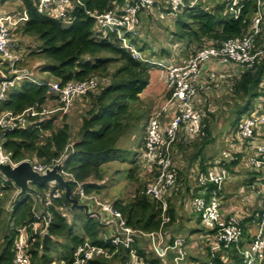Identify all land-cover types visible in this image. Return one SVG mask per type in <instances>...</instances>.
Returning a JSON list of instances; mask_svg holds the SVG:
<instances>
[{
    "label": "trees",
    "instance_id": "trees-1",
    "mask_svg": "<svg viewBox=\"0 0 264 264\" xmlns=\"http://www.w3.org/2000/svg\"><path fill=\"white\" fill-rule=\"evenodd\" d=\"M158 1L170 9L166 0ZM20 2L22 5H19L20 10L22 8L26 10L27 20L16 32L22 36L34 37L38 42L37 50L31 52L29 57L47 64L45 72L48 73L49 79L56 81L60 87L90 79L96 80L99 84L106 80V83L99 86L97 93H88L83 97L89 108L81 118L76 140L70 142L67 124L58 127L57 117H49L26 128L5 132L1 141L2 149L14 162L28 160L33 165L44 167H50L55 161L64 158V171L73 176L84 194H100L103 189L100 185L103 177L101 167L112 159L116 151L114 144L117 138L129 128L133 116L132 105L139 101L140 94L148 85L150 67L134 60L129 53L120 49L115 35L108 33L100 38V34L95 32V21L88 17L86 11L102 14L115 5L123 6L127 0H80L81 5L74 6L66 21L38 15L35 0ZM262 9L264 12V6ZM256 12L255 3H247L240 17L233 19L226 11L225 0H204L191 8L182 9L177 14H181L186 20L179 23L180 29L176 40L184 41L187 50L192 48L193 52L190 55L199 49L220 46L229 40H240L251 33ZM174 19L173 23L177 24V18ZM64 23L68 26L65 27ZM260 25L261 30L254 38L255 48L264 47V13ZM139 39L140 35L134 43L139 51H143L146 47L137 44ZM228 65L238 72L237 77L232 78L233 84L230 85L233 94L245 98L239 114L248 116L252 101L256 99L264 101V55L258 56L250 67ZM58 100L57 96L48 92L47 87L23 81L19 86L9 90L6 99L1 103V111L18 114L32 106L41 110L48 104L58 105ZM239 119L240 117L235 120V125ZM68 146L72 150L71 153ZM140 148L142 154L143 143ZM133 164L138 166L130 170L131 181L136 174L135 170L137 168L141 170L138 161L135 160ZM199 169L198 171L206 170L202 166ZM178 178L179 171L176 182ZM76 183L70 182L69 185L72 195L78 200V196L74 194ZM143 188L138 187L130 199L116 200L112 205L120 212L129 228L142 233L155 232L161 224L160 211L155 201L141 194ZM0 189L4 193L0 201L2 226L5 225L6 214L10 213L0 239V264H14L13 243L17 230L39 222L34 217L36 207L41 208L40 213L49 214V223L39 228L43 231L41 234H34L31 227H27L26 255L30 264H54V260L60 264L70 263L73 261V254L85 242L106 249L108 254L116 252L109 258L103 255L92 257L85 264L128 263V249L106 244L103 240L105 236L110 235L109 231L95 218L86 219L74 213L71 214L73 218L70 222L66 211L69 204L64 200L60 188L54 189L60 195L58 198H52L47 207L44 206L47 194L45 185L34 186L35 196L27 195L20 199L14 198L13 193L16 189L11 183L0 185ZM7 201H11L12 208L5 212L4 204ZM168 214L170 222L165 225V231L176 220L175 210L169 199ZM167 235L171 243L175 237L170 236L168 232ZM61 241L66 244V254L57 248ZM142 244L143 242L138 239L133 248L143 264H171V256L166 263L149 249L147 243L146 246ZM219 255L213 258L212 264H223ZM230 257L236 264L239 263L237 255L233 252Z\"/></svg>",
    "mask_w": 264,
    "mask_h": 264
},
{
    "label": "built area",
    "instance_id": "built-area-1",
    "mask_svg": "<svg viewBox=\"0 0 264 264\" xmlns=\"http://www.w3.org/2000/svg\"><path fill=\"white\" fill-rule=\"evenodd\" d=\"M203 1L166 0L170 6L168 9L164 3L158 0H127L123 6L115 5L102 14L86 11L88 17L95 21V32L100 34V38L105 37L108 33L115 35L119 48L129 53L134 60L149 66H156L166 75L169 81V101L175 102L174 114L168 119L165 128L161 124L162 117L167 114L165 107L161 109L158 116L149 118L145 130L144 152L139 156L140 164L144 163V166L151 168L153 172V179L151 182H147L141 194L158 204L161 224L157 231L142 233L129 228L120 212L111 203L100 200L93 194H84L72 175L66 173L63 168L59 170L65 180H68L69 183H76L74 194L78 196V202L82 200L93 202L94 211L108 214L116 222L115 232L105 236L103 241L116 248L128 249L127 264H143L133 248L138 239L144 240L160 260L167 263L168 257L171 256V264H212L213 258L218 254L222 260L226 259L232 264H236L235 260L230 257L232 252L237 255V260L239 259L237 264H264V208L243 217L230 214L224 205V185L228 179L229 167L238 158L232 151L223 152L221 159L213 167L197 171L195 174L196 188L192 195L191 208L206 231L204 235L206 239L205 253L209 260L207 262H189L186 238L177 236L170 243L164 228L170 222L168 199L177 180V168L171 156L172 148L179 136L192 141L204 135L203 111L198 105V79L203 65L215 62L245 68L250 67L258 56L264 55V47L255 48L256 43H254L255 36L261 30L264 0H225L226 11L233 19L240 17L245 4L255 3L257 6L252 31L240 40H229L221 43L220 46L199 49L188 59L173 65L157 62L139 51L134 41L140 35L141 12L155 9L161 20H165V17L173 19L182 9L191 8ZM3 2L4 0H0V165L8 164L14 167L21 161L14 162L2 149L3 134L37 124L43 118L57 117V120L61 119L62 116L69 113L77 98L98 90L99 82L90 79L81 83L71 82L60 87L56 82L37 79L35 73L38 69L34 71L32 67L22 66L24 53L16 50L13 40L16 30L26 22L27 12L23 8L17 14L8 12L3 8ZM75 5H81L80 0H35L38 15L64 21ZM208 77L214 81L216 75L210 73ZM23 81L47 87L51 95L59 98L58 105L48 104L41 110L32 106L18 114L1 111V103L6 99L9 90L19 86ZM249 114L237 124L234 139L250 145V141L257 136L258 129L264 127V101L261 100L255 105ZM251 153L244 159V165L259 175L264 173V142L256 145ZM58 162L59 160L54 164ZM29 163L38 173L46 168L42 165H33L30 161ZM6 183L10 182L0 173V185L5 186ZM248 189L258 193L254 186H248ZM15 193L16 191L13 193L14 197ZM3 194L0 189V201ZM59 195L60 193L55 190L49 191L44 199V206H49L51 199L58 198ZM11 208V201H7L4 209L9 211ZM34 214L35 219L39 222L20 227L17 230L13 243L14 264H30L26 255L27 227H31L34 234H41L43 231L39 228L42 225L45 227L49 223L48 213ZM115 253L108 254L106 249L85 242L73 254V261L61 264H85L92 257L103 255L109 258Z\"/></svg>",
    "mask_w": 264,
    "mask_h": 264
},
{
    "label": "rangeland",
    "instance_id": "rangeland-1",
    "mask_svg": "<svg viewBox=\"0 0 264 264\" xmlns=\"http://www.w3.org/2000/svg\"><path fill=\"white\" fill-rule=\"evenodd\" d=\"M21 4L20 0H4L3 2V8L4 10L8 12H13L15 14L20 13V7ZM151 13L152 15H148L142 22L143 25V35L144 39L147 40L144 44H146V51L151 54L152 46L155 47L156 57L165 58L167 56H172L169 61L176 62L173 60V57H178L185 55H190L193 50L192 48L187 50L186 44L183 43L184 41L180 42L176 40L177 32L180 29V24L184 22L186 19H184L181 14L177 15V24L173 23L175 19H171L168 17H165V20H160L158 17V13L155 12V9H147L145 10V13ZM264 13V12H263ZM177 14V13H176ZM170 17V16H169ZM64 26L67 27L68 24L64 23ZM13 40L16 45V50L21 51L24 53L23 55V62L22 66L31 68L36 71V78L42 81L47 82H56L53 79H49L48 73L44 74L46 63L42 61L41 64L37 67H33L35 65V61L33 58L29 57V54L33 51L37 50L38 42L34 39V37H26L20 35L19 32H15L13 35ZM139 44V41L137 43ZM151 50V51H150ZM164 52V55L160 53ZM168 53H167V52ZM158 59V58H156ZM173 65V64H171ZM151 70L159 69L156 66L150 65L149 66ZM160 70V69H159ZM164 79L162 81H165V84L168 88L169 81L166 78V75H164ZM216 86V84H209V100L205 101V107L207 106V102H209L210 105L214 106V109H211V111H205L203 112L202 120L204 122V127L207 128V132L202 137H197L194 140L190 142V140L183 142L179 145V148L176 152L175 156H178L179 154L182 156V160L178 158V161L180 165L186 166H192V168H196L195 160L193 159L195 157V154L198 158H201V152L204 153L207 152V155H212V153L215 152L217 149V152L221 149L218 148L217 142H215L216 137H220L223 135V133L227 130V127L236 119L238 118L239 111L242 109L245 98L242 99L241 97L236 96L232 92L231 84H233V79L226 80L225 82H219ZM106 83V80H103L100 82L99 86H104ZM164 89V88H163ZM15 92V91H14ZM169 92V91H168ZM92 94L97 93V90L95 92H91ZM159 93V92H158ZM149 92L144 94V96L141 98V101H138L132 105V111L133 116L132 120L129 122V128L125 132H123L116 140L114 144V148L116 149L115 153L112 155V159L102 165L101 172H102V181L100 182V185L102 186V191L100 194H96L95 196L100 200H113V199H119V200H127L130 199L138 187L141 186L144 187L147 185V182L153 179V172L151 168L144 166L143 164H140L141 170H138V168L135 170L136 174H134V179L131 181L129 177L130 170L134 167H137V164H133L136 156L139 152V147L141 143V137H142V124L144 123V119L147 116V112L149 109L153 107L152 105H145L148 101H151L152 103H155L156 97L148 96ZM151 94V93H150ZM163 94V93H162ZM161 97V94H158ZM83 97V96H82ZM81 97V98H82ZM164 97V95H163ZM201 98V97H200ZM140 100V99H139ZM81 102H77V104H73L72 109L69 111V113L65 116H62L61 119L56 121V126H61L62 124H67L69 126L70 131V142L74 141L78 136L77 132L75 131L74 127V116L77 115V117H83L84 113L88 110V106L80 108L77 110L74 108V106L79 105L80 107ZM138 104L139 106L137 107ZM140 104L142 107H144V110H140ZM131 107V106H130ZM136 107L138 108L136 110ZM201 108V106H200ZM162 109V108H161ZM158 110L152 114V116H158L159 112ZM133 125V126H132ZM132 126V127H131ZM230 127V126H229ZM220 135V136H219ZM215 138V139H214ZM223 139V138H221ZM70 149V146L67 147ZM67 149V150H68ZM70 153L72 150L70 149ZM233 152V151H232ZM203 156V161L199 162L200 167L202 166V162H208L209 159L208 156ZM220 156V155H219ZM218 156V157H219ZM202 159V158H201ZM220 160V157L217 161ZM175 161V159H174ZM212 161V160H211ZM210 161V162H211ZM208 165V164H207ZM206 165V166H207ZM240 172H245L244 169L239 167ZM47 193L49 191L54 190L56 187L54 184L48 183L45 185ZM247 188V187H246ZM30 197H32L30 195ZM178 198V197H177ZM20 199V198H19ZM237 201V198H235ZM7 203V202H6ZM5 203V204H6ZM80 204H86L88 207L89 212H94V205L91 201H80ZM4 204V205H5ZM67 215L70 218V222L72 220V215L69 212V209L66 210ZM5 212H8L5 210ZM69 212V213H68ZM35 213L39 214L40 212L35 210ZM77 215H82L84 218L85 215L81 211L74 212ZM9 215L8 212L6 214V219L4 221V224L6 225L9 221ZM104 223L107 221H111V218L108 214L100 213ZM182 216L179 219H183L184 225L182 228V231L180 234L182 235H188L190 232L196 237H194L195 242L190 244V247L188 246L187 255H188V261L192 262V256L196 258V261L198 262H207L208 255L205 253V234L206 231L203 229L202 225L199 223L198 218L195 214L189 215V220L185 221V217L188 216L183 210ZM3 224V225H4ZM4 225V226H5ZM4 226L1 225L0 222V239L2 238V235L4 233ZM107 229H110L112 231L113 225L110 223L106 225ZM250 231L249 229L247 230ZM110 233V232H109ZM199 234V236H198ZM143 242L142 245H145V241L141 240ZM146 246V245H145ZM58 250L61 253L66 254V244L64 241H61L59 245L57 246ZM193 250H196L194 253ZM192 252V253H190ZM191 255V256H190ZM223 264H232L229 260H222ZM54 264H60L57 260H54Z\"/></svg>",
    "mask_w": 264,
    "mask_h": 264
},
{
    "label": "crops",
    "instance_id": "crops-1",
    "mask_svg": "<svg viewBox=\"0 0 264 264\" xmlns=\"http://www.w3.org/2000/svg\"><path fill=\"white\" fill-rule=\"evenodd\" d=\"M148 15H152L151 13L149 14L147 13H142L140 15V22H141V26H140V39H139V46L142 47H146V44H144L147 40L144 39V35H143V25L142 22L144 21V19L146 17H148ZM152 46V51L151 54H149L146 50V48L141 51V53H143L144 55H147L148 58L153 59L157 62H161L164 63L166 65L169 64H177L179 62H182L186 59L189 58L190 55L185 56L182 55L178 57H173V60H175L176 62H171L169 61L170 58L172 57L167 56L165 58H159L156 57L158 59L155 58L156 54L158 55V53H156L155 47ZM167 52V51H166ZM168 53V52H167ZM163 54L164 52L162 51V53H160V55ZM39 65L42 62H37L35 61V65ZM149 82L147 87L145 88V90L140 94L139 96V101H141V98L144 96L145 93H147V91L149 92L148 96H152V97H156V101L155 103H152L151 101H148L145 105H153V107L151 109L148 110L147 112V116L144 119V123L142 124V137H141V144L144 142V137H145V130H146V126H147V122L149 120V118L152 116V114L158 110H160L161 108L165 107V110H167V114H165L162 119H161V124L163 126V128L166 127L167 125V121L169 118H171V116L174 114V110H175V102L174 101H169L170 97H168V91L167 90V86L165 84V81H162L165 77H164V73L162 71H160L159 69L156 70H149ZM210 73H213L216 75V78L214 81L210 80V77H208V75ZM238 72L231 66L228 64H217L215 62H209V63H205L202 67L199 79H198V91H199V107L201 106V110L205 113V111H211V109H214V106L210 105L209 102H207V106L205 107V101L209 100V84H218V80H220L219 82H225L226 80L228 81L230 78L232 79L233 77H237ZM164 88V89H163ZM159 92V93H158ZM151 93V94H150ZM163 93V94H162ZM161 94V97L158 95ZM164 95V97H163ZM201 97V98H200ZM261 101V99H256L254 101L251 102V107L250 110H252L255 105H257L259 102ZM77 102H81L80 103V107H78L79 105L74 106V108H76L77 110L80 108V112H81V108L83 107H87V101L86 99H83V97H79L77 98L75 104H77ZM137 107L139 106L138 104H136ZM144 106V105H142ZM140 104V110H144ZM136 107V110L138 109ZM205 109V111H204ZM241 111V109H240ZM166 113V112H165ZM238 117H240L239 121L236 123L238 124L242 119H244L246 116L244 115H239ZM81 116L77 117L74 116V127L75 131L78 132V129L80 127L81 124ZM237 119V118H236ZM235 119V120H236ZM235 120L227 127V130L223 133V135H221V139L220 137H216L215 142H217L218 144V148L221 149L220 152L217 149L215 150L214 153H212V155H207V152L204 153L203 151L201 152L202 155V159L198 158L195 154V157L193 158L195 160V164L197 165L196 168H192V166H186L184 167V165H180L178 161V158H180V160H182V156L179 154L178 156L174 155L176 154L179 145L182 144L185 141H188L187 139H185L183 136H179L177 142L174 144L173 148H172V161L174 162L177 171H179V178L178 181L176 182L175 188L171 194V196L169 197V200L171 202V204L174 207L175 210V216H176V220L175 222L167 228V232L169 233L170 236H183L186 238L187 244L190 247V244L195 242L194 240V236L192 234V232H190L187 236L186 235H182L180 234L184 225L183 219H179L181 216L183 218L182 212L184 210V212L186 214H188L187 217H185V221L189 220V215H193L194 213L192 212V208H191V199H192V195L193 192L195 191V174L197 173L200 167V164H198L199 162L203 161L204 158L203 156H208L207 158L209 159L208 162H202V167L204 169H207L209 167H213V165L217 162V160L221 159L222 157V153L223 152H228V151H233V153H235L238 157L237 160L235 161V164H232L229 167V175H228V179L226 184L224 185V205L226 207V209L228 210V212L232 215H238V216H243L246 217L249 213L255 212V211H260L262 210V208H264V173L262 174H258L256 172H253V170L247 168L244 165V159L249 155L252 154L251 152L253 151L254 147L262 142H264V127H262L261 129H258L257 131V136H255L253 138L252 141H250V145L248 143L243 144L240 141H237L236 139H234V131L237 125H235ZM234 124V125H233ZM133 126V125H132ZM131 126V127H132ZM205 134V133H204ZM220 136V135H219ZM78 138V137H77ZM76 138V139H77ZM75 139V140H76ZM195 141V140H194ZM189 142V141H188ZM191 142V141H190ZM252 148V150H251ZM141 148L139 147V152L138 155L136 156V161H138L139 156L141 155ZM220 155V156H219ZM219 156V157H218ZM175 159V161H174ZM212 160V161H211ZM211 161V162H210ZM208 164V165H207ZM207 165V166H206ZM239 167H241L242 169L245 170V172H240L239 171ZM258 174V175H256ZM248 186H254L257 190L258 193H255L254 191L251 192L248 189ZM247 187V188H246ZM178 197V198H177ZM237 198V201H235ZM116 200L119 199H113L111 201L107 200L109 203H111V205L113 204V202H115ZM113 206V205H112ZM38 212H41V208L40 207H36ZM68 219H70L68 217ZM107 231H109L110 233L108 234H112L115 232L114 228H112V231H110V229H107ZM107 234V235H108ZM199 236V234H198ZM188 250V249H187ZM196 250H193L192 252L194 253ZM190 252V253H192ZM191 256V255H190ZM192 259H196L194 256L191 257ZM193 262V261H192ZM194 263V262H193Z\"/></svg>",
    "mask_w": 264,
    "mask_h": 264
},
{
    "label": "water",
    "instance_id": "water-1",
    "mask_svg": "<svg viewBox=\"0 0 264 264\" xmlns=\"http://www.w3.org/2000/svg\"><path fill=\"white\" fill-rule=\"evenodd\" d=\"M64 158L51 167H46L41 173L36 172L29 161H21L16 166L11 167L8 164L0 165V173L8 182L16 189L15 199L22 198L27 195L35 196L36 191L34 186L54 184L55 187L63 191L64 200L69 204V212L74 214L76 211H81L85 218H95L100 224L106 226L112 224L116 230V222L111 219L104 223L99 212H89L86 204H80L73 195L68 180H65L59 173L63 168Z\"/></svg>",
    "mask_w": 264,
    "mask_h": 264
},
{
    "label": "clouds",
    "instance_id": "clouds-1",
    "mask_svg": "<svg viewBox=\"0 0 264 264\" xmlns=\"http://www.w3.org/2000/svg\"><path fill=\"white\" fill-rule=\"evenodd\" d=\"M37 66H39V65H36V66H33V67H37ZM44 74H47V72H44ZM143 144H144V142H143ZM138 162H139V158H138ZM139 164H140V162H139Z\"/></svg>",
    "mask_w": 264,
    "mask_h": 264
}]
</instances>
